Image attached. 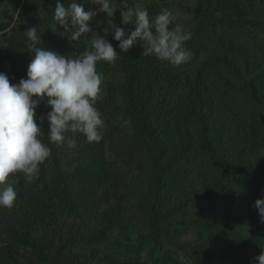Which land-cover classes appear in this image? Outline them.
<instances>
[{"label":"trees","instance_id":"1","mask_svg":"<svg viewBox=\"0 0 264 264\" xmlns=\"http://www.w3.org/2000/svg\"><path fill=\"white\" fill-rule=\"evenodd\" d=\"M2 1L19 3L14 25L0 23V73L11 84L26 78L34 55L27 28H37L39 47L50 41L66 57L90 48L88 40L71 41V27L54 20L57 0ZM71 2L61 0L65 7ZM168 3L127 0L146 8L153 22ZM190 10L187 62L145 56L137 39L126 53L113 40L115 62L96 65L105 84L95 106L119 139L128 170L98 165L95 174L80 167L67 176L59 169L49 185L18 195L4 208L14 222L1 226L0 264H185L177 251L189 264H255L264 223L248 200L264 198V27L256 19L264 17V0H195ZM116 16L126 38L135 26L122 24L119 10ZM92 177L110 202L97 230L80 224L92 212L86 193L93 185L81 189ZM193 197L198 205L189 216ZM180 224L192 230L194 244L176 239Z\"/></svg>","mask_w":264,"mask_h":264},{"label":"clouds","instance_id":"2","mask_svg":"<svg viewBox=\"0 0 264 264\" xmlns=\"http://www.w3.org/2000/svg\"><path fill=\"white\" fill-rule=\"evenodd\" d=\"M97 5L96 13L85 11L83 5L73 0L65 7L57 0L53 18L61 27L72 29L71 41L93 31L89 22L93 16L103 13L107 17L120 11L121 23H133L135 30L125 38L122 27L113 22L104 29V35H96L90 41V48L78 57H66L39 47L41 36L37 28L30 27L25 35L32 42L34 53L26 72V78L18 84H11L4 73H0V208H12L17 197L14 187L8 183L9 177L23 174L26 179L34 178L39 166L51 156L48 144H63L67 133L83 134L88 142L102 140L100 129L104 127L101 113L96 108V100L101 92L102 77L96 71L98 62L114 63L117 51L106 38L111 32L113 40L119 42L120 52L126 53L136 43L141 42L143 55L180 65L191 58L184 46L191 36L179 29L170 30L171 13L163 10L153 22L148 10L140 5L129 7L127 0H90ZM46 103L49 131L48 143L40 137L43 134L37 123L35 109ZM69 147L75 141L67 139ZM261 223H264V198L253 205ZM255 264H264V250L254 258Z\"/></svg>","mask_w":264,"mask_h":264},{"label":"rangeland","instance_id":"3","mask_svg":"<svg viewBox=\"0 0 264 264\" xmlns=\"http://www.w3.org/2000/svg\"><path fill=\"white\" fill-rule=\"evenodd\" d=\"M134 1V0H131ZM168 6L166 10H168L171 13L170 20L171 23L169 24L170 30H177L179 29L182 33H188L189 29L191 28L192 21H191V15H190V9L194 4L195 0H168ZM80 4L83 5L84 9H88L91 12L96 13L97 11V5H94L90 2V0H81ZM19 8V3L17 1H2L0 0V23H9V25L13 26L14 21L17 17ZM261 22V25L264 27V17H256ZM115 20V22L113 21ZM118 16L115 18L107 17L103 13H98L93 16L92 20L89 22V26L93 29L92 32L86 33L82 35L79 40L80 41H87L88 40V46H90V41L95 38L96 35H103L102 31L104 32V29L107 28L111 23L113 22L115 25L117 24ZM109 38V42L112 44L113 38L111 35V32H109V35L107 36ZM87 44V43H86ZM141 44V42H140ZM139 44V45H140ZM247 47L251 48L253 43L250 41L247 42ZM44 50H49L56 52L60 54L57 49L53 46V44L50 41H47L46 44H43L40 46ZM254 50V47L252 48ZM253 54L257 55L258 58L261 57L258 50H254ZM111 78V77H110ZM109 77H103L104 80L110 79ZM106 82V81H104ZM18 82L14 84H18ZM103 83L102 85H104ZM101 98V93L98 96V99ZM41 108L39 109V118H42L41 120H38V123L40 124L42 128V132L44 135H42V139H44V143H48V131H49V125L46 119L47 112L50 111V109L46 106V103H41ZM37 107H40L39 105ZM264 122V121H263ZM108 128L103 127L100 129L102 140L99 142H88L83 134L80 133H67L66 138L71 139L75 141L74 146L69 147L67 144V139L65 143L57 145L55 143L48 144V146L51 149V156L42 164L39 166V172L38 174L32 178V179H26L23 174H16L9 177L8 183L11 184L16 193L17 196H22V194L26 193L29 190L38 189L43 187L44 185H49L51 182H53L57 176V172L60 169L62 174L64 175H70L74 174L80 167H83L84 169H89L91 171V174H95L98 169V165H103L105 168L112 169L115 173L118 172L122 174L123 172H126L128 170L126 165L127 158L125 157L124 160L121 156L122 149L118 145V138H114V136H111V133L107 131ZM123 132L121 133V137H123ZM99 173V170H98ZM96 183V180L92 177L84 181V183L81 186L82 191L90 188L93 185V188L90 189L86 193V197L89 198L87 200L88 204H92L91 209L92 212L88 215H84L81 218L80 224L82 226L86 225L90 229H99V224L102 222V213L108 208V205H110L109 201L105 200V197L101 196L102 193L98 189L97 186L94 185ZM33 188V189H32ZM189 190L193 191L194 189L189 187ZM93 191V192H92ZM195 191V190H194ZM81 192V191H80ZM93 193V195H92ZM196 194V192H195ZM99 195L101 197H99ZM193 199L190 202V205L188 206L186 212L189 214V216H194L195 210L198 205L197 199ZM256 199L248 200V206L251 207L254 205ZM206 213L209 217L212 216L213 211L211 206L207 203L205 205ZM4 208H0V246L5 245L6 239L3 237V235H6V233L2 232L1 226L3 222H10L13 223L14 221V215H7L4 212ZM241 225L245 230L249 229L247 228V224L244 222V218L246 215L241 214ZM250 221H252V218L250 217ZM73 222L78 223V220H73ZM83 222H87L88 224H83ZM176 239L179 242H186V243H192L194 244L197 240L195 235L193 234L192 230L190 228H187L185 224H180L178 226V233L176 235ZM146 259V254H141V260ZM176 259L180 263L189 264L190 261L188 258L185 257V254L181 251L176 252ZM90 264H103L100 259H96Z\"/></svg>","mask_w":264,"mask_h":264}]
</instances>
